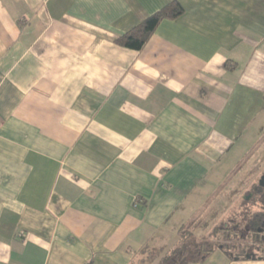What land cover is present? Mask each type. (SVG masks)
Here are the masks:
<instances>
[{
  "label": "crops",
  "instance_id": "obj_1",
  "mask_svg": "<svg viewBox=\"0 0 264 264\" xmlns=\"http://www.w3.org/2000/svg\"><path fill=\"white\" fill-rule=\"evenodd\" d=\"M171 1L0 0V264L168 251L187 222L169 221L200 217L256 151L264 0H177L142 49L116 43Z\"/></svg>",
  "mask_w": 264,
  "mask_h": 264
},
{
  "label": "trees",
  "instance_id": "obj_2",
  "mask_svg": "<svg viewBox=\"0 0 264 264\" xmlns=\"http://www.w3.org/2000/svg\"><path fill=\"white\" fill-rule=\"evenodd\" d=\"M182 12L181 4L177 0H173L119 35L116 43L125 48L140 50L161 20L176 18ZM255 205L258 206V210H250L249 207ZM239 208L241 210L234 213L233 218L228 216L226 220H221L215 226L214 232L221 231V237L225 242L218 243L208 237L198 238L195 230H184L180 234L178 244L165 253L160 249H155L154 253L146 245L136 252L137 259L131 264H153L154 260H156L154 264L195 263L206 259L217 249H221L232 258L237 259L264 258V183L259 182V186L253 189L251 200L242 199ZM230 221L233 222L232 227L228 226ZM204 223L207 226L208 222ZM247 240L253 242L251 246L246 247L245 241ZM152 255H155L154 259L150 257Z\"/></svg>",
  "mask_w": 264,
  "mask_h": 264
},
{
  "label": "rangeland",
  "instance_id": "obj_3",
  "mask_svg": "<svg viewBox=\"0 0 264 264\" xmlns=\"http://www.w3.org/2000/svg\"><path fill=\"white\" fill-rule=\"evenodd\" d=\"M251 141V138L249 139ZM249 142V141H247ZM248 146L244 148L241 152L239 151L238 155H230V157H236L241 160L243 156L247 154ZM243 147H241L242 149ZM264 174V137L261 138L256 151L248 153L244 159H242L236 168V170L229 176V181L226 185L222 186L217 194H215L211 200L205 203L206 207L200 217L194 219V223L191 222V218H174L169 221L167 229L173 231L174 228H177L181 222H186L180 230H195L198 238L208 237L210 240L222 243L225 242L221 237V231L214 232L215 226L221 220H226L228 216L233 218L234 213H238L241 208H239V203L244 199V196H249L250 201L253 197V189L259 186V181L261 176ZM250 210H258V206H250ZM233 214V215H232ZM229 220V218H228ZM227 220V222H228ZM204 222H208L207 226ZM204 224V225H203ZM228 226L232 227L233 222H229ZM171 231V232H172ZM174 234H171L169 230L166 232V238L170 239ZM229 242V241H227ZM231 242V241H230ZM246 247L252 245L251 240L245 241ZM243 242V244H245ZM158 246V244H155ZM155 246V247H156ZM151 248V247H150ZM154 253L155 249L151 248ZM153 251H151L153 254ZM165 253V251H164ZM142 256V255H141ZM145 257V255H144ZM152 259L155 258V255L150 256ZM147 257V258H150ZM139 258V257H138ZM156 260H154L153 264Z\"/></svg>",
  "mask_w": 264,
  "mask_h": 264
},
{
  "label": "water",
  "instance_id": "obj_4",
  "mask_svg": "<svg viewBox=\"0 0 264 264\" xmlns=\"http://www.w3.org/2000/svg\"><path fill=\"white\" fill-rule=\"evenodd\" d=\"M261 184H263L264 183V175L261 177V182H260ZM249 197H250V194H249V196H244V199H249Z\"/></svg>",
  "mask_w": 264,
  "mask_h": 264
},
{
  "label": "flooded vegetation",
  "instance_id": "obj_5",
  "mask_svg": "<svg viewBox=\"0 0 264 264\" xmlns=\"http://www.w3.org/2000/svg\"><path fill=\"white\" fill-rule=\"evenodd\" d=\"M259 182H261V179H260V181ZM245 236V235H244Z\"/></svg>",
  "mask_w": 264,
  "mask_h": 264
}]
</instances>
